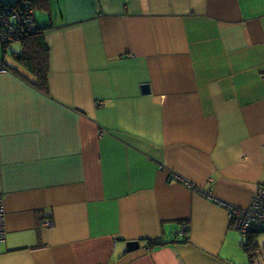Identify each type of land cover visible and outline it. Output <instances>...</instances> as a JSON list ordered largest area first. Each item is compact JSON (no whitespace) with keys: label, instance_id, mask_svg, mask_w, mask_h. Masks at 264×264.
Masks as SVG:
<instances>
[{"label":"crops","instance_id":"crops-1","mask_svg":"<svg viewBox=\"0 0 264 264\" xmlns=\"http://www.w3.org/2000/svg\"><path fill=\"white\" fill-rule=\"evenodd\" d=\"M33 13L46 92L0 44V264H254L227 207L264 186V0Z\"/></svg>","mask_w":264,"mask_h":264},{"label":"trees","instance_id":"trees-1","mask_svg":"<svg viewBox=\"0 0 264 264\" xmlns=\"http://www.w3.org/2000/svg\"><path fill=\"white\" fill-rule=\"evenodd\" d=\"M41 0H0V12H7L11 10H21L31 8L32 10L39 7ZM25 33L17 36L15 40L20 42V50L15 53V58L27 69L32 75L30 82L40 91L46 92L48 88V68H49V51L45 41L44 33L50 28V25L33 24ZM187 232V229L185 233ZM184 233V234H185ZM183 234V238L178 241L186 242L188 237ZM247 241L243 243V250L248 255L249 261L255 255V248L257 244L253 241L254 235H247ZM146 245L149 247L155 245H164L171 242L157 238H146Z\"/></svg>","mask_w":264,"mask_h":264},{"label":"built area","instance_id":"built-area-1","mask_svg":"<svg viewBox=\"0 0 264 264\" xmlns=\"http://www.w3.org/2000/svg\"><path fill=\"white\" fill-rule=\"evenodd\" d=\"M34 19V13L31 8L21 10H11L0 12V44H5L15 40L17 36L30 29ZM6 67L0 63V73L6 72ZM228 211L233 224L239 230L240 234L249 235L264 232V186L256 188V192L251 198L248 206L241 207L228 205ZM47 221V220H46ZM45 221V225L48 222ZM187 224H182L178 230V237L183 236ZM4 230V201L0 195V242L5 239Z\"/></svg>","mask_w":264,"mask_h":264},{"label":"rangeland","instance_id":"rangeland-1","mask_svg":"<svg viewBox=\"0 0 264 264\" xmlns=\"http://www.w3.org/2000/svg\"><path fill=\"white\" fill-rule=\"evenodd\" d=\"M4 1H13V0H4ZM37 13H38V15L40 14L39 12H37ZM0 50H1V48H0ZM255 238H256V242H258L259 245H258L257 250L255 251L256 254H258V256L253 257L254 258L253 262H254V264H257L259 261L260 262L264 261V232L257 233V235H255Z\"/></svg>","mask_w":264,"mask_h":264},{"label":"water","instance_id":"water-1","mask_svg":"<svg viewBox=\"0 0 264 264\" xmlns=\"http://www.w3.org/2000/svg\"><path fill=\"white\" fill-rule=\"evenodd\" d=\"M142 92L143 93H148L149 92L147 84L142 85ZM137 246H138V243L135 242V241H130V242L127 243V248L128 249H135V248H137Z\"/></svg>","mask_w":264,"mask_h":264}]
</instances>
